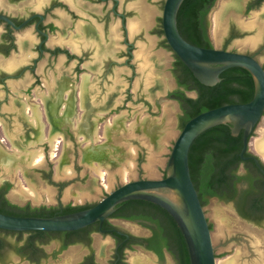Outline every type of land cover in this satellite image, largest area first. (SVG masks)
Returning a JSON list of instances; mask_svg holds the SVG:
<instances>
[{
    "label": "flooded vegetation",
    "instance_id": "af4514ba",
    "mask_svg": "<svg viewBox=\"0 0 264 264\" xmlns=\"http://www.w3.org/2000/svg\"><path fill=\"white\" fill-rule=\"evenodd\" d=\"M165 1L0 0V141H7L1 137L6 133L13 135V145L48 148L59 133L67 139L85 133L84 141L90 143L98 129L105 128L108 137L120 129L127 131L124 122L131 111L119 112L136 102V84L138 93L147 86L144 94L147 90L152 98L148 86L152 71H163L157 54H152V33L159 38L158 49L172 51L162 21ZM211 13L213 31L208 22ZM195 38L199 46L250 55L264 68V0H208L199 14ZM173 54L175 86L170 90L163 86L167 94L156 100L157 105L163 97L181 105L176 91L187 96L196 92L180 86L179 57ZM225 71L231 77L221 73V82L255 86L246 68ZM45 133L50 136L44 138ZM110 144L109 138L99 145ZM245 156L242 159L238 153L231 158L222 196L207 194L203 206L213 201L225 205L221 211L229 221L225 228L241 225L260 234L264 242V156L250 147ZM111 158L102 153L99 160L113 163ZM42 175L54 182L49 171ZM12 187L8 180L0 183L1 213L46 206L55 207L58 215L68 204L92 207L98 202L49 204L41 200L40 192L35 197ZM121 204L102 223L72 231L0 228V264H183L160 215ZM137 252L128 261V253Z\"/></svg>",
    "mask_w": 264,
    "mask_h": 264
},
{
    "label": "water",
    "instance_id": "95a60500",
    "mask_svg": "<svg viewBox=\"0 0 264 264\" xmlns=\"http://www.w3.org/2000/svg\"><path fill=\"white\" fill-rule=\"evenodd\" d=\"M184 0H166L163 8V28L165 38L172 51L191 70L195 78L207 86H215L221 82V73L232 67L246 68L255 79L254 95L249 102L229 103L209 109L192 117L174 141L167 162L164 176L160 178L141 177L124 180L120 185L110 190L104 189L106 194L92 207L72 213L58 214L49 217L41 216H16L0 212V228L7 230H35V231H72L96 222L102 223L113 214L117 206L129 200H145L159 205L166 210L175 220L181 230L189 252L191 264H217V256L212 239V230L204 206L201 203L197 189L193 182L189 153L195 139L205 131L221 125L231 123V133L239 136L242 133V150L240 156L246 159L250 139L262 117L264 116V68L252 56L232 52L221 48L203 47L186 40L178 27V13ZM170 90L171 88H167ZM195 96H197V93ZM162 100H167L164 97ZM169 101H172L168 99ZM139 121V122H138ZM137 121V130L153 135L156 125H151L152 120ZM142 125L144 127L142 128ZM160 125H158L159 127ZM125 135H128L124 130ZM138 133V132H136ZM115 141H121L120 134H116ZM114 141H111V144ZM107 145L111 156L124 155L125 148L117 145ZM67 148V147H66ZM96 145L95 138L84 148H80L85 159L86 153H97L101 156L105 149ZM67 150V149H66ZM117 152V153H116ZM126 153V152H125ZM17 153H14V155ZM120 154V155H118ZM13 155V156H14ZM91 156V155H90ZM128 157H132L127 152ZM23 169L29 168L26 161L17 159ZM90 161V160H87ZM148 158L147 173L153 174ZM126 167L133 175L134 169L127 163ZM14 166H9L8 172H14ZM122 166L116 161L107 168L112 178L116 170ZM6 166L0 168L6 174ZM10 172V173H11ZM123 167L118 176H123ZM106 176V175H105ZM7 181L6 176H0V183ZM18 185L15 184L14 188ZM105 187V184L103 186Z\"/></svg>",
    "mask_w": 264,
    "mask_h": 264
},
{
    "label": "rangeland",
    "instance_id": "374dc122",
    "mask_svg": "<svg viewBox=\"0 0 264 264\" xmlns=\"http://www.w3.org/2000/svg\"><path fill=\"white\" fill-rule=\"evenodd\" d=\"M214 13H211L208 19L209 27L212 31L214 28L212 21ZM219 13L220 12L217 11L215 15L218 19ZM154 26L155 23L153 22L152 27L154 28ZM152 37V54H157L163 69L160 73L152 71L151 83L148 85L151 90L152 98L147 94V90L144 94V88L147 86L138 93L136 84L135 93L133 94V98L136 102L134 104L129 102V107L122 108L119 112V114L123 112L126 114L129 109L131 111V116L124 122L125 127H128V135H125L123 129L114 132L110 137H108L105 128L102 130L98 129L95 133L96 145L104 143L110 138V141H114L112 142L114 145L125 148L126 153L124 152V155L120 157L112 155L111 159L113 161L122 164V166L116 170V174L112 178L113 184H111V179L107 177L109 175L107 168L111 166L112 161L101 162L99 160L100 156H98L97 153H89L88 155L86 153V158L88 159L84 158L85 155H83L80 148H84L89 144V142L84 141L86 137L85 133L72 134V137L68 139L65 138L63 133L55 135L54 144H57L55 146L56 150H54L55 156H52L53 144L48 148H45L44 144H40L37 147L22 148L19 145H13L11 143L13 135L5 133L1 137L6 138L7 141H0V149L4 152L5 156H9V158L14 161L13 163H5V160L2 162L0 161V165L6 166L5 169L7 174L5 175L4 171L0 168V176H6V179L13 184L12 190L20 192L22 189L29 190L30 188V190L33 191L30 193H34L33 195L40 192V194H42L40 197L41 200L46 203L57 204L62 200L64 204L72 203L76 205L84 204L88 201H99L106 194L104 189L110 190L120 185L124 181V177L118 176L117 172H119L122 167L123 170L127 168L125 163L129 164L134 169L133 175L131 173L127 180L141 177L160 178L163 176L172 146L180 130V114L182 112V107L171 98L170 100L172 101H169L168 98L167 100H162L159 105L156 103L158 98L167 94V92H165L166 88L163 87L164 85L167 88L168 86L169 88L175 86L174 75L171 71L174 54L170 49H158L159 38L154 32L152 33ZM139 40L138 38L137 41L139 42ZM159 55H161V58H159ZM157 85H160V87H157ZM189 95L194 97L195 93L190 92ZM148 102H150V108H148ZM137 115L139 116L137 117ZM148 119L152 120L151 125H156L153 135L145 133L142 129H140L141 131L137 130V121L141 120L140 122L143 123V121ZM158 125L160 126L158 127ZM143 127L144 125H142V128ZM116 134L123 136L120 142L115 141ZM43 136L44 138H48L50 135L45 133ZM260 139L264 141V116L257 125L253 137L250 139L249 147L252 151L257 153L260 152L257 147V143ZM32 141L33 140H30L29 142L32 143ZM30 143L29 146L31 145ZM39 151L44 153V157L39 164L35 165V155L32 158L31 156L33 153H38ZM127 152L131 153L133 156L128 157ZM14 153L17 154L14 155ZM104 153L109 156L110 149L106 148ZM89 157L95 159L91 161L92 159H89ZM149 157L151 158L150 166L153 168L152 175H149L146 170ZM19 158L26 161L29 168L25 170L21 165L17 164V159ZM131 162L132 164H130ZM11 165H15L13 173L11 171V173L8 172L9 166ZM99 168L104 172L106 171V176H99ZM44 171L50 172L54 182L44 178L42 175ZM103 183L106 188H103ZM15 184L18 185L17 188H14ZM224 207L225 205H217L214 204L213 201L205 208L207 216L211 218L213 223L212 239L217 256V264H264V242L261 240L262 237L260 234L243 228L241 225L225 228V225L229 223V221L228 219L226 220L227 215L221 212L224 210ZM137 255L138 252L134 253V255L133 253H128V261L132 260V258Z\"/></svg>",
    "mask_w": 264,
    "mask_h": 264
},
{
    "label": "trees",
    "instance_id": "16d2710c",
    "mask_svg": "<svg viewBox=\"0 0 264 264\" xmlns=\"http://www.w3.org/2000/svg\"><path fill=\"white\" fill-rule=\"evenodd\" d=\"M208 0H184L178 13V27L182 36L189 42L198 45L195 38L196 24L199 14L202 13ZM201 45V43H200ZM178 80L180 86L186 90L196 91L197 96H187L183 90L175 92L176 97L183 108L184 114L180 118V129L186 122L201 112L229 103L249 102L254 95V86H235L226 82H219L215 86H207L200 83L191 70L178 58ZM222 75L230 78V74L224 71ZM231 123L215 126L195 139L189 153L190 172L200 197L202 205L205 204L207 194H222L220 190L224 186L227 176L226 169L231 158L238 155L242 149V133L233 136ZM133 209L145 211L152 210L160 215L165 225L168 239L173 241L178 249L177 254L183 264H191L185 238L177 226L173 217L162 207L149 201L130 200L122 203ZM121 204V205H122ZM90 205L73 206L68 204L62 208V213H71L82 210ZM55 207H40L29 211L12 213V215H34L49 217L56 215ZM7 214V213H6ZM11 215V213H8Z\"/></svg>",
    "mask_w": 264,
    "mask_h": 264
},
{
    "label": "bare ground",
    "instance_id": "6f19581e",
    "mask_svg": "<svg viewBox=\"0 0 264 264\" xmlns=\"http://www.w3.org/2000/svg\"><path fill=\"white\" fill-rule=\"evenodd\" d=\"M216 20L218 21V17L216 16ZM217 23V22H216ZM112 124V123H111ZM60 134V133H59ZM52 141V140H51ZM57 141V140H56ZM57 144H54L53 143V151H52V156H55V151L54 150H56V148H55V146H56ZM257 147H258V149L260 150V153H262V155L264 156V141H262L261 139L258 141V143H257ZM40 150V149H39ZM29 155V154H28ZM35 158V165L36 164H39L42 160H43V157H44V153L42 152V151H39L38 153H33L32 154ZM31 156V155H30ZM33 156H31V157H33ZM0 157H3V158H0V161L2 162L3 160H5L4 162L5 163H13V159H10L9 158V156L7 157V156H5L4 155V152L3 151H1V149H0ZM31 159V158H30ZM31 161H33V160H31ZM130 164H132V162L130 163ZM33 165V164H32ZM130 170L128 169V168H125L124 170H123V179L124 180H127L128 179V176H130V174H131V172H129ZM67 172H69V171H67ZM98 172H99V174L102 176V177H104L105 175H106V171L104 172L101 168H99L98 169ZM70 173H71V171H70ZM104 179V178H103ZM23 184V183H22ZM22 186H24V185H22ZM27 191L28 192H33L32 190H30V188H29V190L27 189ZM31 194V193H30ZM34 194V193H33ZM32 194V195H33ZM33 196H35V197H37V193H35V195H33Z\"/></svg>",
    "mask_w": 264,
    "mask_h": 264
}]
</instances>
